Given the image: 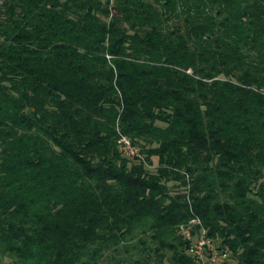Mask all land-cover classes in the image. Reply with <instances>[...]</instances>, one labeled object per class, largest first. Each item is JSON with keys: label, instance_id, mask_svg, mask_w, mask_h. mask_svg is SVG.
<instances>
[{"label": "trees", "instance_id": "16d2710c", "mask_svg": "<svg viewBox=\"0 0 264 264\" xmlns=\"http://www.w3.org/2000/svg\"><path fill=\"white\" fill-rule=\"evenodd\" d=\"M191 219L264 264V0H0V264H199Z\"/></svg>", "mask_w": 264, "mask_h": 264}, {"label": "built area", "instance_id": "2783aa9c", "mask_svg": "<svg viewBox=\"0 0 264 264\" xmlns=\"http://www.w3.org/2000/svg\"><path fill=\"white\" fill-rule=\"evenodd\" d=\"M117 144L121 155L128 161L141 159L137 147L126 136L120 135ZM178 233L188 242L187 253L199 264H222L232 260L231 253L226 247H221L206 236V231L198 219L181 224Z\"/></svg>", "mask_w": 264, "mask_h": 264}, {"label": "rangeland", "instance_id": "374dc122", "mask_svg": "<svg viewBox=\"0 0 264 264\" xmlns=\"http://www.w3.org/2000/svg\"><path fill=\"white\" fill-rule=\"evenodd\" d=\"M153 164L154 165L152 167L148 168L151 172L154 171V166L156 165V162L154 161ZM169 185H171V184H169ZM163 264H166V263H163Z\"/></svg>", "mask_w": 264, "mask_h": 264}]
</instances>
